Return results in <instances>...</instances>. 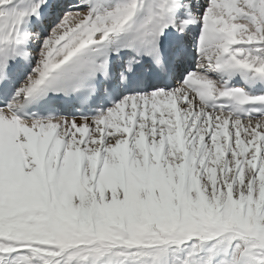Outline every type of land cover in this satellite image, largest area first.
Masks as SVG:
<instances>
[{"label":"snow or ice","instance_id":"1","mask_svg":"<svg viewBox=\"0 0 264 264\" xmlns=\"http://www.w3.org/2000/svg\"><path fill=\"white\" fill-rule=\"evenodd\" d=\"M42 6L0 0V78L41 42L32 73L0 104V264H166L194 239L230 252L224 264H264V95L192 71L176 89L128 95L95 117L16 111L17 98L106 73L93 46L124 36L159 59L165 30L184 33L193 17L198 68L264 81V0H123L66 12L46 35L27 30Z\"/></svg>","mask_w":264,"mask_h":264},{"label":"rangeland","instance_id":"2","mask_svg":"<svg viewBox=\"0 0 264 264\" xmlns=\"http://www.w3.org/2000/svg\"><path fill=\"white\" fill-rule=\"evenodd\" d=\"M203 1L204 0H201V2L203 3ZM69 4H70V2H69ZM68 4V5H69ZM102 6V5H101ZM100 7V6H99ZM67 8V7H66ZM79 9H81V8H77V10H79ZM83 9V8H82ZM77 10H72V9H70V10H65V9H62L61 8V10H59V17L58 18H53V19H55V23H57L60 19H62L63 18V16H64V14L66 13V12H72V11H77ZM51 28V27H50ZM50 28L48 29V31L50 30ZM201 31V30H200ZM48 32L46 31V33L45 34H42V35H46ZM197 35H199V33H197ZM35 42V44H36V46L35 47H37V50L35 51V54L37 55H35V64L33 65V69L35 68V66H36V63H37V61H38V59H39V55H38V53H39V45H40V41H34ZM197 53H196V55L198 54V51H196ZM194 59V58H193ZM198 62H200L201 60L198 58V60H197ZM201 63V62H200ZM195 65H196V63H194ZM206 65V64H205ZM205 67V66H204ZM204 69V68H203ZM205 70H206V68H205ZM192 71H195V70H189V72L188 73H190V72H192ZM198 71H200V69L198 70ZM187 72H185V74H186ZM27 80V79H26ZM179 87V86H178ZM153 91H156V90H153ZM124 99V98H123ZM193 249H195L194 250V252H193V256L192 257H189L188 256V253H189V251H192ZM21 251H23V250H21ZM227 253H229L230 255H231V253L230 252H227ZM216 256L217 258H220V257H222V255H227L226 254V252L225 251H223V250H221V249H219V248H216V249H213L211 252L209 251V245L206 243L205 244V246L203 247V248H201V247H199L197 244H196V241H195V239L194 240H192V241H185L183 244H181V245H179V246H174L173 247V251H172V253L169 255V257L167 258V260H166V264H180V262L181 261H183V260H185V259H189V258H191V259H193V260H196V261H200L201 262V264H203V262L205 261V260H207V258L209 257V256ZM224 259V258H223ZM224 261H226V260H224ZM223 261V262H224ZM219 264H223V263H221L220 262V260L219 261H217ZM215 263H216V261H215ZM217 264V263H216Z\"/></svg>","mask_w":264,"mask_h":264},{"label":"bare ground","instance_id":"3","mask_svg":"<svg viewBox=\"0 0 264 264\" xmlns=\"http://www.w3.org/2000/svg\"><path fill=\"white\" fill-rule=\"evenodd\" d=\"M73 2V3H72ZM74 2H78V0L77 1H71L70 2V4H69V6H71V5H73L74 6ZM116 3H109V4H107V5H102V6H97L96 7V11H104L105 9H107V8H111V7H113L114 5H115ZM58 10H59V8H57ZM59 12V11H58ZM72 12H74V11H72ZM183 14V13H182ZM142 15V14H141ZM193 20H194V22L192 23V24H190L188 27H190V26H193V28L194 27H197V29H196V31H197V33H200V30L201 29H199V23H198V21H195V18L193 17ZM188 30V28L186 29V31ZM185 31V32H186ZM186 41H187V38L185 39ZM109 43V41H107V42H105L104 44H102L100 47H98V49L96 50V52H95V54H99V53H101L103 50H104V47L107 45ZM192 47L193 46H191V49H192ZM32 55H33V57L35 58V52H32ZM37 56V55H36ZM194 59H192V61H193ZM190 63V62H189ZM189 63H188V65H189ZM198 64H200V62H198L197 63V66H198ZM204 68V67H203ZM203 68H199L200 69V71L201 72H204V71H207V74L210 76V77H212L214 80H216L217 81V83L220 85V86H227L226 84H224L221 80H219V78H218V75H213V71L212 70H210V69H203ZM182 75H183V72H182V70L181 71H179L178 73H177V76H176V78L175 79H173V81L175 82V83H177L178 82V80L180 79V78H182ZM151 80L149 79V80H147V82L149 83ZM228 87H230V86H228ZM249 94H251L249 91H247ZM129 93V92H128ZM127 94V93H126ZM252 95V94H251ZM126 96H128V95H126ZM126 96H124L123 98H125ZM122 98V99H123ZM121 99V100H122ZM120 100V101H121ZM119 101V102H120ZM119 102H117L116 104H118ZM112 108V107H111ZM64 117H72V116H70V115H66V116H64ZM76 118H79V117H76ZM224 263V262H223Z\"/></svg>","mask_w":264,"mask_h":264}]
</instances>
